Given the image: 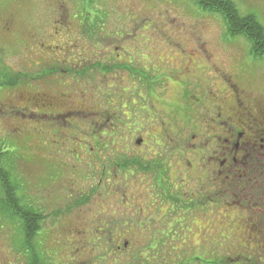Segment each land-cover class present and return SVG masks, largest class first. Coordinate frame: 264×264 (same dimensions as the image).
I'll use <instances>...</instances> for the list:
<instances>
[{
	"label": "rangeland",
	"instance_id": "obj_1",
	"mask_svg": "<svg viewBox=\"0 0 264 264\" xmlns=\"http://www.w3.org/2000/svg\"><path fill=\"white\" fill-rule=\"evenodd\" d=\"M224 1L235 8L240 18L252 16L253 22L264 31V0ZM226 31L219 14L201 10L194 0H0V172L7 181L10 175L19 176L20 173L23 175L21 180H24L25 173L9 172L17 170V166L30 165L32 179L41 180L37 186L47 181L48 174L51 184L48 183L47 204L58 198L57 204L62 212L57 218L60 220L53 218L47 223L48 228H54L53 231L47 227L40 230L41 251L50 248L56 255L50 257L48 253V262L53 258L54 262L73 260L72 264H93L99 257L103 261L98 264H111L120 256L117 251L111 254L101 251L97 257L92 256L87 252L84 237L64 236L63 230L69 224L73 223L77 229L96 224L97 228L103 212H111L109 206L104 208L105 205L98 203L93 207L90 203L93 195L92 189H87V183L91 180L83 174L84 169L78 167L61 176L56 168L59 164L49 163L46 174L42 170L43 157L47 153L62 150V159L80 147L79 139H87L84 134L88 133L89 126L84 117L89 110L87 100L91 94H97L96 87L104 89L124 84L120 76L104 78L97 73L94 79L82 75L71 79V71L67 69L72 65L83 67L89 60L90 63L100 61L101 52L93 49V46L98 47L97 43H101L99 47L107 45L109 55L116 56L129 49L126 40L136 39L138 44L137 50L132 52L133 61L144 67L148 65L145 61L150 55L146 51L149 41L165 37L173 42L188 39L191 42L187 41L184 49L177 50L178 54L172 52L176 54L175 62L157 57L163 60V66L159 68L157 58H153L160 70L166 69L171 77L180 81L169 84L166 95L179 94L180 89L188 85L192 88L196 85L200 93L207 94L211 84L215 83L218 86L213 89L219 88L226 96L231 91L227 84L234 83L241 93L264 103V62L249 56L251 46L247 41L241 37L229 38ZM121 46L125 47L123 51ZM61 59L71 66L59 63ZM160 82L165 84L167 79H160ZM45 95L64 96L67 102H76L46 114L40 106ZM108 95L109 99L118 101L121 93ZM115 104L120 106L118 102ZM76 108H79L80 115L73 114L79 112ZM68 161L69 158H64L62 162L67 164ZM21 193L23 203L27 196L24 191ZM30 198L31 202H39L41 197L33 189ZM75 199L81 203L80 211L66 214L63 203L65 207ZM116 202L117 213L122 204L119 198ZM236 213L235 220L216 221L215 227L212 226L214 221H208V227L203 231L191 225L185 234L174 237L173 249L167 252L159 249L165 243L163 237H158L156 242L150 239L149 244L159 249L157 251L149 250L147 241L144 242L147 237H143V241L142 237L136 238L130 242L136 248L130 245L119 251L123 255L121 263L264 264V244L260 243V238L244 233L246 222ZM205 225L202 222L201 228ZM218 225L222 230H218ZM0 228H3L0 230V264H24L14 262L19 258L16 252L18 243L12 233L9 237L10 232L1 220ZM112 240L111 244L120 246L126 241L122 237H113ZM140 244L146 248H140ZM116 263L117 260L113 264Z\"/></svg>",
	"mask_w": 264,
	"mask_h": 264
},
{
	"label": "flooded vegetation",
	"instance_id": "obj_2",
	"mask_svg": "<svg viewBox=\"0 0 264 264\" xmlns=\"http://www.w3.org/2000/svg\"><path fill=\"white\" fill-rule=\"evenodd\" d=\"M175 41L169 37L149 41L146 51L150 55L146 57L148 65L144 67L133 61L132 52L137 50L138 44L136 39L126 40L129 49L116 56L109 55L107 45L99 47L101 43H97L98 47L93 46V49L101 52L97 62L102 65L84 60L83 67L72 65L67 69L71 71V79L78 75L93 79L97 74L104 78L120 76L124 84L104 89L96 87L97 94L90 95L88 114L84 117L89 126L88 133L84 134L87 139L78 140L80 147L76 148V153L61 159L62 150H56L43 157L45 174L49 163L59 164L56 168L61 176L82 167L87 180L89 177L91 180L87 183V189H92L93 195L90 203L93 207L98 203L105 205L104 208L109 206L111 211L103 212L101 218V213L98 214L97 228L92 224L77 229L72 223L63 230L64 236L109 237L110 243L113 237H122L126 241L121 246L111 244L121 255L119 251L130 245L136 248L130 242L140 237L143 241V237H147L144 242L147 241L149 250L167 252L173 249L174 237L185 234L191 225L203 231L208 227V221H214L212 226L215 227L216 221L235 220L237 211L239 219L243 217L246 222L244 233L260 238V243L264 244V103L241 93L234 83L227 84L231 91L226 96L219 88L213 89L218 86L215 83L211 84L207 94L200 93L196 85H193L194 89L188 85L182 87L179 94L166 95L169 84L180 81L171 77L166 69L159 68L163 66V60L175 62L177 50L184 49L189 40ZM124 49L120 47L121 51ZM173 51L176 54H172ZM160 56L164 58L162 61L157 58ZM153 58H157L159 68ZM59 63L71 66L62 59ZM165 78L167 82L161 83L160 79ZM110 93H121L119 100L109 99ZM72 102L76 100L67 102L64 96L45 95L40 106L49 114L50 110H59ZM76 109L79 112L73 114L80 115L79 108ZM64 158H69L67 164L62 162ZM20 172L25 173L24 180H21ZM31 172L30 165L17 166V170L9 173H20L19 176L10 175L8 181L0 182V220L10 232L9 237L11 233L19 235L23 221L25 225L27 222L29 226L35 225L38 229L34 235L41 239L40 230L45 227L54 230L48 228V221L60 220L57 219L62 213L58 198L47 204L48 183L51 184L48 174L47 181L37 186L41 180H33ZM33 189L41 197L39 202H31ZM23 191L27 199L22 203ZM100 198L103 200L99 202ZM118 198L122 205L116 213ZM76 200L65 207L63 203L66 214L80 211L81 203ZM111 219L112 225L109 224ZM202 222L206 225L201 228ZM221 228L219 226L218 230ZM158 237H163L165 243L159 249L152 248L150 239L156 242ZM25 247L19 246L20 251L26 250ZM28 247L33 251L32 246ZM139 247L146 248L144 244ZM21 261L32 264L29 255L14 260L16 263Z\"/></svg>",
	"mask_w": 264,
	"mask_h": 264
},
{
	"label": "trees",
	"instance_id": "obj_3",
	"mask_svg": "<svg viewBox=\"0 0 264 264\" xmlns=\"http://www.w3.org/2000/svg\"><path fill=\"white\" fill-rule=\"evenodd\" d=\"M202 10L210 13H216L222 16L225 26L226 33L229 38L243 37L248 44H250L249 56L253 58H260L264 60V31L260 28L257 23H254L251 17L240 18L236 14L235 8L224 0H194ZM87 138V137H86ZM2 175V176H1ZM7 180L0 172V182H6ZM22 223V228L20 229L19 235L16 234L15 238L17 240V256L27 257L30 256V260L32 264H64L60 262L52 261L53 258H50V262H48V253L50 257L56 256L52 249H48L47 252H42L39 243V239L37 236L35 237L34 233L38 229L35 225H25ZM29 228V229H28ZM39 238V237H38ZM108 237H84V243L87 244V251H91L94 256H98L101 251L107 252V254H111L113 251H116L114 245L111 246V243L108 242ZM29 246H32L33 251L29 250ZM19 246H23L26 248L23 251H20L21 248ZM28 247V248H27ZM83 248V247H82ZM114 248V249H113ZM28 249V250H27ZM106 249L108 251H106ZM27 251V252H25ZM37 252V257H35V253ZM120 256L117 259H114L111 264H123L121 263L122 255L118 253ZM34 255V256H33ZM47 256V257H46ZM33 257V258H32ZM116 258V257H115ZM103 258L97 257V263H101ZM95 264V263H94ZM214 264V263H213Z\"/></svg>",
	"mask_w": 264,
	"mask_h": 264
}]
</instances>
